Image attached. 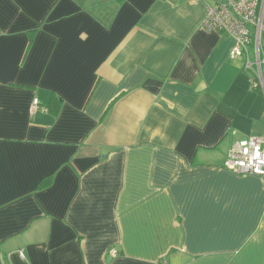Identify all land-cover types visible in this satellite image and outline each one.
<instances>
[{"label": "crops", "instance_id": "0c3cea01", "mask_svg": "<svg viewBox=\"0 0 264 264\" xmlns=\"http://www.w3.org/2000/svg\"><path fill=\"white\" fill-rule=\"evenodd\" d=\"M208 1L0 0V264H264V178L220 166L264 89Z\"/></svg>", "mask_w": 264, "mask_h": 264}, {"label": "built area", "instance_id": "2783aa9c", "mask_svg": "<svg viewBox=\"0 0 264 264\" xmlns=\"http://www.w3.org/2000/svg\"><path fill=\"white\" fill-rule=\"evenodd\" d=\"M202 25L233 38L229 57H240L249 75L250 86L264 89V51L261 46L264 0L208 1ZM39 108L43 112L47 111L35 97L31 110L34 112ZM222 167L234 174H255L264 178V136L247 135L234 140L227 150ZM20 255L23 256L22 252Z\"/></svg>", "mask_w": 264, "mask_h": 264}, {"label": "trees", "instance_id": "16d2710c", "mask_svg": "<svg viewBox=\"0 0 264 264\" xmlns=\"http://www.w3.org/2000/svg\"><path fill=\"white\" fill-rule=\"evenodd\" d=\"M249 49H251V46H249ZM249 49H248V50H249ZM217 146H218V144L215 146V148H217ZM197 150H199V148H197ZM222 165H223V162H222ZM222 165H220V166H222ZM49 183H50V178L47 177V178H45V180H42V181L39 183L38 188H42V187H44V186H47Z\"/></svg>", "mask_w": 264, "mask_h": 264}, {"label": "rangeland", "instance_id": "374dc122", "mask_svg": "<svg viewBox=\"0 0 264 264\" xmlns=\"http://www.w3.org/2000/svg\"><path fill=\"white\" fill-rule=\"evenodd\" d=\"M262 33H264V28H263V30H262V32H261V34H262ZM241 175H242V174H241ZM252 175H255V174H252ZM257 176H259V175H257Z\"/></svg>", "mask_w": 264, "mask_h": 264}]
</instances>
